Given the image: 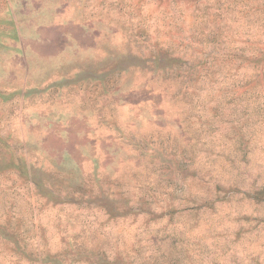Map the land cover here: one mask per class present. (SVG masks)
<instances>
[{
  "label": "rangeland",
  "instance_id": "obj_1",
  "mask_svg": "<svg viewBox=\"0 0 264 264\" xmlns=\"http://www.w3.org/2000/svg\"><path fill=\"white\" fill-rule=\"evenodd\" d=\"M0 264H264V0H0Z\"/></svg>",
  "mask_w": 264,
  "mask_h": 264
}]
</instances>
